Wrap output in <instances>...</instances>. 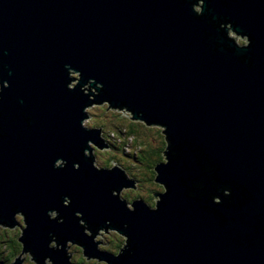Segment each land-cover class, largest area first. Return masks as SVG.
Masks as SVG:
<instances>
[{
    "label": "water",
    "instance_id": "1",
    "mask_svg": "<svg viewBox=\"0 0 264 264\" xmlns=\"http://www.w3.org/2000/svg\"><path fill=\"white\" fill-rule=\"evenodd\" d=\"M210 2L214 17L251 34L250 48L231 50L185 0H0V75L11 85L0 101L7 132L0 137V221L11 223L14 207L27 213L25 250L37 259L43 250L68 264L63 251L47 248L54 232L83 240L88 254L111 264H264V0ZM65 64L82 72L81 83L104 85L97 102H126L149 122L166 124L173 145L202 148L216 175L231 182L233 205L186 196L181 177L202 173L193 151L181 147L178 159L170 152V163L157 165L158 181L169 187L159 211L141 200L129 212L110 190L134 181L119 169L97 171L82 155L87 140L99 143L98 133L80 127L91 101L79 87L66 89ZM58 157L68 161L63 170L52 167ZM63 195L70 207L62 206ZM50 208L64 224L48 220ZM76 211L101 226L105 219L128 223L134 254L98 252L77 227Z\"/></svg>",
    "mask_w": 264,
    "mask_h": 264
},
{
    "label": "clouds",
    "instance_id": "2",
    "mask_svg": "<svg viewBox=\"0 0 264 264\" xmlns=\"http://www.w3.org/2000/svg\"><path fill=\"white\" fill-rule=\"evenodd\" d=\"M190 5L194 18L199 20L207 18L212 26L218 27L227 41L232 44L233 51L244 50L252 46L250 33L238 30L235 21L228 17H214L211 12L210 0H185ZM227 4L228 0H221ZM210 36V33H205ZM216 42V47H220ZM227 47V45H225ZM7 55V52H4ZM242 63L252 66L250 57H241ZM7 69V65L2 66ZM68 82L66 89L79 91L88 98L91 103L82 108L80 127L88 131L98 133V142L89 139L82 155L91 162L92 168L97 171L119 169L126 179L134 181L133 186H123L119 190L111 189L112 197L119 199L129 212H135L134 202L143 201L149 211H159L162 198L168 194L169 187L166 183L158 181L157 165H168L170 163L169 153L172 159H178L181 147L193 151L196 164L200 166L202 175L189 177L181 183L185 185V194L189 199L207 200L216 206H223L225 201L233 205V186L229 181H222L217 175L218 165L211 157L204 153L202 148L193 149L189 141L183 146L173 145L169 138L168 126L162 122L145 119L143 111L133 110L126 102L113 105L110 99H103L99 102L96 98L104 92V85L94 78H88L86 82L82 72L76 70L69 64H65ZM12 75L11 71L7 73ZM93 85H95L93 87ZM7 79L0 75V101L4 99V92L10 87ZM23 103V101H21ZM29 124L31 121H27ZM7 136L5 129L0 126V137ZM143 151V155L141 152ZM139 159H136V158ZM68 161L58 157L52 167L57 170L66 168ZM79 162L73 163V169L79 170ZM237 187H240L237 185ZM211 189V190H210ZM242 193L247 195V189L241 188ZM62 206L67 208L72 205L71 197L63 195L60 197ZM206 211H212L206 207ZM49 221L56 224H64L65 218L60 214L59 209L50 208L46 211ZM77 227L82 229L85 237L91 239L96 245V250L101 253L110 254L113 259H119L127 252L131 257L135 248L131 244V238L127 234L128 223L121 225L120 221L105 219L103 226L99 223L89 222L82 211L74 213ZM223 219V217H221ZM29 229L28 215L23 209L12 208V222L0 221V264H55V261L47 255L42 260L36 258L31 247L26 248V242L30 243L27 236ZM47 248L55 251H63L68 264H111L108 259H102L88 254L85 242L80 239H66L54 232H48Z\"/></svg>",
    "mask_w": 264,
    "mask_h": 264
},
{
    "label": "rangeland",
    "instance_id": "3",
    "mask_svg": "<svg viewBox=\"0 0 264 264\" xmlns=\"http://www.w3.org/2000/svg\"><path fill=\"white\" fill-rule=\"evenodd\" d=\"M144 153H143V151L141 152V155H143ZM136 159H138V158H136Z\"/></svg>",
    "mask_w": 264,
    "mask_h": 264
},
{
    "label": "trees",
    "instance_id": "4",
    "mask_svg": "<svg viewBox=\"0 0 264 264\" xmlns=\"http://www.w3.org/2000/svg\"><path fill=\"white\" fill-rule=\"evenodd\" d=\"M138 158V157H137ZM139 159V158H138Z\"/></svg>",
    "mask_w": 264,
    "mask_h": 264
}]
</instances>
